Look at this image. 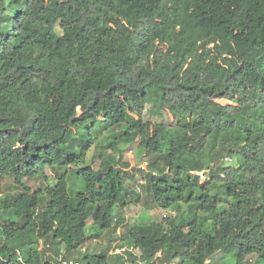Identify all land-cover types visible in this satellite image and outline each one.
<instances>
[{
  "label": "trees",
  "instance_id": "1",
  "mask_svg": "<svg viewBox=\"0 0 264 264\" xmlns=\"http://www.w3.org/2000/svg\"><path fill=\"white\" fill-rule=\"evenodd\" d=\"M0 178V264L264 263V0H0ZM142 189L169 216L87 247Z\"/></svg>",
  "mask_w": 264,
  "mask_h": 264
},
{
  "label": "rangeland",
  "instance_id": "2",
  "mask_svg": "<svg viewBox=\"0 0 264 264\" xmlns=\"http://www.w3.org/2000/svg\"><path fill=\"white\" fill-rule=\"evenodd\" d=\"M220 104H227L225 100H220ZM145 120L156 121L154 118H149V116H144ZM172 121V118L169 114H163V123H168ZM96 130H92L90 133L95 134ZM108 131H102L96 137V145L90 148L87 153V161L91 163L98 153L104 150L110 141L107 140ZM133 145H121V155L123 161L129 164V169L127 172H124V179L126 180L125 185L130 188L132 186L134 188L135 183L139 179H144L143 171L147 169V163L149 162V158L142 155L137 154V151H133L132 154L128 153L129 149H132ZM109 153V151H108ZM94 167L98 165V161H94L92 163ZM161 165V163L159 164ZM46 176H50L51 172L49 169H46ZM131 176V177H128ZM200 182L204 183L205 178L202 173H199ZM128 177V178H127ZM145 180V179H144ZM23 184L31 189H36L40 183H42V179L36 180H23ZM80 185L81 182L79 181ZM16 188L13 186V183L10 179L0 178V201H2L8 194L15 193ZM142 195L138 201L132 202L128 207L124 209H116L114 212V217L116 221L117 228L115 232L108 231L104 232L100 235L99 238L93 239L91 238L90 224L91 221L87 222V234L90 237L88 241V246L92 251L100 252L102 250H106L108 248V255L112 254H122L123 249L120 248V238L124 236L126 226L143 221H156L160 222L163 220V216L168 217V211H161L153 205V202L150 197H146L143 194V189L141 191ZM133 255L136 257L135 264H144L141 260H138L139 252L137 250H132ZM125 256V255H124ZM110 257L109 262H112ZM159 257V255L157 256ZM211 262L213 264H237L236 252L231 251L230 249L220 251L214 254L211 257ZM156 264H165L164 262H157ZM172 264H177V262H173ZM243 264H264L262 261H259L255 255H250L245 258Z\"/></svg>",
  "mask_w": 264,
  "mask_h": 264
},
{
  "label": "built area",
  "instance_id": "3",
  "mask_svg": "<svg viewBox=\"0 0 264 264\" xmlns=\"http://www.w3.org/2000/svg\"><path fill=\"white\" fill-rule=\"evenodd\" d=\"M134 151V147H132V149L128 150V153L132 154ZM143 184V181H141V179H139L137 181V183L134 185V190L139 191L140 190V186ZM166 216H163V218H165Z\"/></svg>",
  "mask_w": 264,
  "mask_h": 264
}]
</instances>
